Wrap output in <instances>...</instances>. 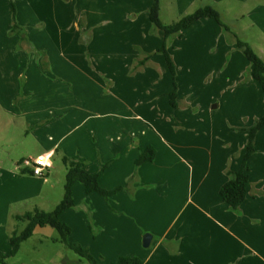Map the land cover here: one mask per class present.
I'll return each mask as SVG.
<instances>
[{
    "label": "rangeland",
    "instance_id": "374dc122",
    "mask_svg": "<svg viewBox=\"0 0 264 264\" xmlns=\"http://www.w3.org/2000/svg\"><path fill=\"white\" fill-rule=\"evenodd\" d=\"M21 1L22 11L32 14L29 20L25 21L27 29L33 30L36 24L42 22L47 23L49 30L61 28L64 44L73 46L75 56L83 63L94 64L95 60L99 64L102 59H147V62H152L151 65L146 64L145 70L153 74L160 73L157 75V79L160 78L157 92L169 88L173 90V76L164 53L160 51L164 32L150 19L149 12L153 0ZM206 4V0H196L193 5H188L189 7L182 3L180 9L178 0H162L160 15L164 23L171 24ZM220 10L224 21L230 27L229 31H225L221 25L218 26L219 31L191 26L182 31V36L175 33L167 40L168 51L176 64L177 87L185 94L183 114L176 112L177 117L171 116L170 120H166L170 98L166 100V107L169 106L166 111L160 110L159 107L152 109V105H147L146 102L151 99L152 94L147 91L146 83L132 81L124 89L113 88L105 81L102 85L91 82L94 91L93 97L92 93L88 94L90 103H84L83 97L81 103L79 97L73 103L84 107L80 111L79 127L69 132L73 125L70 126L69 119L65 120L64 132L68 133L65 141L74 140V144L81 141L84 145L76 152L85 154L86 146L97 148L96 144L103 136L102 128L112 121L124 122L128 128H135L134 132L140 138L143 137L142 132H148L149 126L153 127L152 124L164 121L172 126L174 121L178 123L173 125L175 128L181 126L194 129L189 135L193 138V144L198 146L189 152L194 158L197 155L202 159L195 161L197 169L204 166V161L214 159L216 163L223 155L238 160L246 150V129L264 114V90L260 82L252 76L251 62L237 44L238 35L252 46L248 35L252 36L253 32L248 18L240 15L243 8L237 0H222ZM38 15V19L33 18ZM17 18L16 10L15 18L13 15L14 24L18 22ZM212 21L219 25L215 19ZM58 30L53 35L59 37ZM31 53L33 55V52ZM36 57H40L38 52ZM82 68L86 71L91 69L90 66ZM9 83L7 79L0 80V88L10 92L13 85L10 87ZM4 90L2 95L0 94V250L7 254L11 250L10 236L13 230L17 228L20 233L28 224V221L18 220L16 216L28 211L34 212L36 207L46 211L54 210L65 196L68 168L61 153L53 157L52 165L47 169L48 181L43 177L23 172L17 166L16 160L21 159L23 154L37 155L50 143H54L56 132L55 128L45 127L37 133L36 129L39 127L33 124L36 117L44 114L48 108V96L45 100L40 99V94L34 98L26 97L24 83L20 80L17 82L12 104L9 102L12 93L7 94ZM26 99L35 100V103L25 106ZM180 100L178 94L176 109L180 107ZM172 108L174 109L173 106ZM117 109H122V117L111 114ZM195 128L199 129L198 134H195ZM150 131L151 135L154 134ZM178 134L182 136L180 138L186 137L181 131H178ZM178 134L176 138H179ZM106 136L110 146L119 142L115 133L107 132ZM111 137L114 141H111ZM163 154L160 153V159ZM187 160L191 165H196L189 161V158ZM109 164L105 163V168ZM20 167L25 166L21 163ZM84 207L75 205L69 208L61 219L71 227L70 242L88 248L98 264H113L122 256L119 252L126 253L130 250L133 237L137 235L136 228L139 229L142 243L146 234H151L154 238L149 247L143 246V252H146L149 258L152 257V261L166 253L164 251L168 249L169 238H162V235L169 229L176 211H168L162 220L154 215L155 219L152 221L151 216L144 227L135 217H128L126 220L127 218L115 210L107 213L108 222L98 221L91 218L87 207ZM214 234L217 236L216 242H209L205 247H194L186 243L183 253L171 254L173 258L169 264L224 263L227 250H236L234 241L220 228ZM158 241L160 243L156 247ZM241 250L246 253L247 248L241 246ZM7 262L93 264L87 257L69 248L62 240L60 232L51 225L37 226L33 235L21 244L19 252L9 256Z\"/></svg>",
    "mask_w": 264,
    "mask_h": 264
},
{
    "label": "crops",
    "instance_id": "0c3cea01",
    "mask_svg": "<svg viewBox=\"0 0 264 264\" xmlns=\"http://www.w3.org/2000/svg\"><path fill=\"white\" fill-rule=\"evenodd\" d=\"M206 1L207 4H212L220 10L222 0ZM237 1L243 8L240 15L247 16L253 32L252 36L248 35L252 41V47L264 59V0ZM22 2L15 0L19 20L16 23L17 28L14 29L12 0H0V80L7 79L8 82L10 81L9 86L13 85L10 92L0 88V94L2 95L3 90L7 94L12 93L9 97V102L12 103L17 82L22 80L26 97L34 98L40 94V99L45 100L48 96L46 104L48 108L45 109L44 114L36 117L33 124L39 127L36 129L37 133L45 127L55 128L56 140L43 152L34 156L23 154L21 159L16 161L42 154L53 159L56 154L61 153L63 159L69 157L80 160L88 172L100 173V183L103 187L110 190L122 187L114 195L105 197L97 192L88 194L84 184L79 183L80 181L74 185L75 205L87 207L91 218L98 221L108 222L107 213L115 210L125 219L127 218L126 220L128 217H135L144 226L147 225L151 216L152 221L156 217L162 220L168 211H176L169 229L162 235V238H169L168 249L164 251L166 253L163 256L160 255L152 261V257L149 258L146 252H143L144 240L142 243L137 228V235L133 237V246L126 253L119 252V255L139 257L145 264H169L173 258L171 254L183 253L186 243L194 247H205L209 242H216L217 236L214 233L220 228L230 240L234 241L236 248V250H227L228 253L222 264H264V127L255 139L256 151L248 165L250 175L248 192L239 210H234L222 199L220 189L229 179L228 172L240 169L245 152L238 160L226 155L217 159L216 163L214 159L206 160L204 166H199L197 169L195 161L198 159L202 161V159L197 155L194 158L189 152L198 146L193 144V138L189 135V132L194 129L190 127L185 129L181 126L179 127L181 129L178 126L175 128L173 125L178 123L174 121L172 126L164 121L152 124L153 127L149 126L148 132L145 134L142 132L141 138L134 132L135 128H128L124 122L112 121L102 128L103 136L100 142H97V148L88 145L85 147V154L80 151L77 153L76 151L84 144L81 141L77 144H74V140L65 141L68 133L64 132L63 126L65 120L69 119L70 126L73 125L69 132L79 127L80 111L84 107L73 105V103L78 97L80 103L81 97L84 98V103H90L88 94L92 93L93 97L92 83L102 85L105 81L113 88L124 89L132 81L146 83L147 91H151L152 94L146 104L152 105V109L159 107L160 110L165 111L169 107H166V100H169L172 88L157 92V85L160 83L157 75L160 73L153 74L145 70V66L152 62H147V59L141 61L102 59L99 64L95 60L94 64L83 63L75 56L73 46L64 44L61 28L49 30L47 23L42 22L36 24L33 30L27 29L25 21L29 20L32 14L22 11ZM178 2L182 9V3L187 7L193 5L196 0H178ZM33 18L38 19L39 15ZM212 20V18H204L193 26L219 31L220 24L216 25ZM56 30L60 31L59 37L53 35ZM36 52L40 54V57H36ZM82 66H90L91 69L86 71ZM178 94L181 98L180 107L173 109L170 103L166 120H170L171 116L177 117V114L184 113L185 94L180 88ZM65 100L68 102H64ZM34 101L26 99L25 106L33 105ZM121 110L117 109L111 114L122 117ZM159 118L163 120L162 117ZM184 119L187 120V117L184 116ZM150 130L154 134L151 135ZM178 131L186 137L180 138L182 136L178 134ZM198 131L199 129L195 128V134H198ZM107 132L117 134L119 142H115L114 146L109 145ZM176 134L179 138H176ZM94 139H96L95 136ZM111 141H114L113 137ZM149 147L156 150L155 158L138 164L137 160ZM160 153H164L161 159ZM187 158L196 165H191ZM160 160H162L161 163ZM107 162L110 164L105 168ZM17 166L30 168L20 167L18 164ZM43 178L48 181L47 175ZM150 187L153 189L150 190ZM153 239L152 236L151 243ZM159 243L158 241L156 247ZM241 246L247 248L246 253L242 252Z\"/></svg>",
    "mask_w": 264,
    "mask_h": 264
},
{
    "label": "trees",
    "instance_id": "16d2710c",
    "mask_svg": "<svg viewBox=\"0 0 264 264\" xmlns=\"http://www.w3.org/2000/svg\"><path fill=\"white\" fill-rule=\"evenodd\" d=\"M161 2L162 0H153V4L150 8V19L151 22L158 28L162 29L164 32V41L160 48L165 55L167 66L173 76L174 88L170 92V101L174 108L178 107V87L176 82V64L175 61L168 51L167 40L171 35L179 33L181 36L182 31L190 28L196 22L204 18L215 19L225 31H229L230 27L224 21L220 10L211 4H206L199 7L192 13H189L182 17L180 20L175 21L171 24H166L161 18ZM13 15L15 18L16 5L15 0H12ZM17 28L16 23L14 24V29ZM237 44L238 47L244 52L245 56L251 62V72L252 76L258 80L264 90V59L254 50V48L246 41L242 40L238 35ZM264 127V115L257 119L253 125L248 127L246 130L248 132V139L246 144V151L243 156L242 165L238 170H231L228 172L229 179L223 184L220 189V194L222 199L227 202L231 208L234 210H239L241 205L246 200L248 186L250 183L249 175V160L251 156L255 153V139L258 132ZM156 156V150L153 147L147 148L142 155L137 160L138 164L145 161H152ZM64 163L67 165V182L65 186V196L63 200L55 207L52 211H46L39 207L35 208L34 212H26L23 215H17L18 220L28 221L26 228L19 233L17 228H15L10 236L11 250L5 254L0 250V262L2 264H9L7 258L9 256L16 255L21 244L33 235L34 229L37 226H47L51 225L56 228L60 234L64 243L71 249L75 250L80 255L87 257L93 264H98V261L89 252L88 248L82 246L79 243L70 242L69 236L71 234V227L61 219V215L64 211L75 205V200L73 197V188L77 182H82L85 186V190L88 194L97 192L105 197H110L116 192L122 189L119 187L114 190L107 189L103 187L100 183V173H90L88 172L84 164L81 161L75 159L64 157ZM22 161L18 162L20 166ZM29 168V167H28ZM23 172H29L33 174L31 168H21ZM113 264H145L144 261L136 256H122L120 259Z\"/></svg>",
    "mask_w": 264,
    "mask_h": 264
},
{
    "label": "built area",
    "instance_id": "2783aa9c",
    "mask_svg": "<svg viewBox=\"0 0 264 264\" xmlns=\"http://www.w3.org/2000/svg\"><path fill=\"white\" fill-rule=\"evenodd\" d=\"M23 165L25 167H30L34 175L46 177V170L51 167L52 159L42 154L34 158L23 160Z\"/></svg>",
    "mask_w": 264,
    "mask_h": 264
},
{
    "label": "water",
    "instance_id": "95a60500",
    "mask_svg": "<svg viewBox=\"0 0 264 264\" xmlns=\"http://www.w3.org/2000/svg\"><path fill=\"white\" fill-rule=\"evenodd\" d=\"M152 240V235L151 234H146L144 236V246L148 247L151 243Z\"/></svg>",
    "mask_w": 264,
    "mask_h": 264
}]
</instances>
